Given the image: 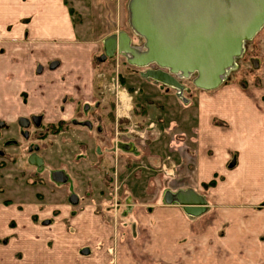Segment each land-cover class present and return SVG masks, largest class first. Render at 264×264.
Wrapping results in <instances>:
<instances>
[{
  "label": "crops",
  "instance_id": "0c3cea01",
  "mask_svg": "<svg viewBox=\"0 0 264 264\" xmlns=\"http://www.w3.org/2000/svg\"><path fill=\"white\" fill-rule=\"evenodd\" d=\"M129 2L0 0V121L97 119L99 37L89 31L115 30L125 8L130 22ZM153 80L155 99L134 94L141 122L158 126ZM178 90L172 128L181 133L170 140L174 178L163 199L142 195L158 187V136L43 137L59 177L17 183L8 173L0 183V264H264V108L242 87L202 89L195 102ZM104 190L123 193L108 201ZM188 190L204 198L202 213L175 198Z\"/></svg>",
  "mask_w": 264,
  "mask_h": 264
},
{
  "label": "rangeland",
  "instance_id": "374dc122",
  "mask_svg": "<svg viewBox=\"0 0 264 264\" xmlns=\"http://www.w3.org/2000/svg\"><path fill=\"white\" fill-rule=\"evenodd\" d=\"M75 16L77 17V15ZM117 16H119L117 20L121 19V21L115 30L98 29L96 31H89L90 34L94 32L99 37L98 49L96 52L97 57L94 64L100 73L96 75L95 78L96 82H99V87H96V95L101 99L103 106H101L95 115L97 119L92 120L95 121L92 128H94L95 123H98L97 121L102 120V129L104 133L107 131L113 132L114 137H141L142 134L143 137L145 133L148 137L147 140L158 136V142L161 144V141H163L162 146L158 143V154L161 155V157L158 156V171H152L151 175L153 180V175L158 174V187H156L157 189H150V193L145 192L144 189L142 190L145 192V194L142 195L147 198H158V200H161L163 199L165 190L171 189V179L174 178L170 171L171 158L168 156L170 155L171 148L170 140L171 137H175L181 133L180 129L172 128V121H174L172 120V112L175 110V105L171 104V102L176 103L177 101V99H175L177 89L158 81V126L157 121H154V124L141 122V117L145 112L143 109L144 106L136 104L138 100H141V94H134V90H138L139 87L141 91L152 92V95H149V97L154 98L153 93L156 95L155 87L148 82L153 80V78L147 77L149 80H145L142 74L149 69H158L161 67L158 66L157 63H150L146 66L135 65L129 62L124 53L119 52L116 53L113 58H107L103 62L100 61L101 55L105 53L104 38L111 32L117 33L119 31H126L131 36L132 45L136 47L143 45L144 39L133 30L129 22V14L126 12V8L125 13H121ZM253 61H255V63H253ZM161 69L169 71L166 68ZM195 76L196 75L193 74L188 77H180L176 74V78L184 86V91L181 96L183 99H188L189 102L191 100L195 102V96L198 92L203 91L194 83ZM160 85L163 86V91L159 89ZM130 87H133L132 90ZM166 87L170 88L169 92L171 91V95H167L166 98L163 99L165 96L162 98V95H164ZM238 87H242L253 95L254 98H257L260 106L264 108V27H261L254 38L244 43L241 54L234 59L232 66L228 69L225 79L220 85V90L225 91L228 88L235 89ZM124 91L129 95L128 97H130V101L132 102L133 106L131 110H129L130 108H125L121 100V93ZM161 101H168V108L164 110V108L159 105ZM178 101L182 102V99L180 98ZM123 108L124 110L122 111ZM125 110L127 114L124 115ZM118 113L120 115L123 114V116H119ZM112 116L115 117V121L113 119L114 122L112 121ZM47 126L42 122L39 126H30L29 130L32 135L31 141L34 144L41 145L43 143V139L40 135L44 133ZM71 129L72 131L69 130L64 134H58L57 136L50 135L48 137H64L65 134L67 135L65 137H97L96 135L98 134L95 133L97 131L92 129L87 130V127L84 126H74L71 127ZM91 131L93 133H91ZM104 133L99 134L101 136ZM25 145L26 138L21 134L20 124L12 123L4 125V122L0 121V183L2 181L7 182L9 180L7 177L9 174L12 176V180L17 181V183L23 181L29 182L36 179V184H38L39 181H42L41 179L47 181L49 177L54 181V178L51 176L54 174L55 170L58 169L59 158L57 152L50 155L51 158H54V160L50 161L49 153L48 155L44 154L45 148L40 146V149L35 154L42 162L36 165L30 162L31 155L24 149ZM48 166H50V173H47V171H49L47 169ZM240 176L245 177V175ZM146 178L148 182L150 180L149 175H146ZM147 182L145 184H147ZM35 188L37 189V187ZM38 189L41 188L38 187ZM104 192L107 193L108 201H111L112 198H119L123 193L122 190H114V195L112 196V192L109 190H104ZM136 192H140V189H136Z\"/></svg>",
  "mask_w": 264,
  "mask_h": 264
},
{
  "label": "water",
  "instance_id": "95a60500",
  "mask_svg": "<svg viewBox=\"0 0 264 264\" xmlns=\"http://www.w3.org/2000/svg\"><path fill=\"white\" fill-rule=\"evenodd\" d=\"M129 13L143 45H132L126 31L113 33L104 39L103 60L124 53L135 65L157 63L169 70L149 69L145 77L183 91L176 74H195L198 88L212 90L223 83L244 43L264 25V0H130ZM30 161L42 162L36 154ZM175 198L190 214L204 211V198L192 190L179 192Z\"/></svg>",
  "mask_w": 264,
  "mask_h": 264
},
{
  "label": "flooded vegetation",
  "instance_id": "af4514ba",
  "mask_svg": "<svg viewBox=\"0 0 264 264\" xmlns=\"http://www.w3.org/2000/svg\"><path fill=\"white\" fill-rule=\"evenodd\" d=\"M264 27V25L262 26ZM258 33V32H257ZM257 35V34H256ZM255 35V36H256ZM104 56V53L101 55V59L102 57ZM253 63H255V61H253ZM259 66V65H258ZM122 100V99H121ZM123 102V101H122ZM131 104V103H130ZM125 107V106H124ZM126 108V107H125ZM42 122V120L39 118V117H31V118H23V119H20L18 124H20L21 126V134L23 135V137L26 138V145H25V150L27 153H29L31 156L32 155H35V153L38 152L39 150V146L37 144H34L32 141H31V133H30V126L31 125H40V123ZM95 121H92L91 119L87 118L85 121H82L80 123H76L74 122V124H67V123H57V124H49L47 127H46V130L44 131V133L42 135H40L41 138L43 137H48L50 135H55L57 136L58 134H64L66 132H68L69 130H71V127H74V126H84V127H87L89 129H92L93 130V123ZM95 130L99 133H103V129L101 126H97L95 128ZM31 162V161H30ZM32 163V162H31ZM33 164V163H32ZM3 165V164H2ZM59 170H55L54 174H52V178H58L59 177V174L57 173ZM54 176V177H53Z\"/></svg>",
  "mask_w": 264,
  "mask_h": 264
},
{
  "label": "bare ground",
  "instance_id": "6f19581e",
  "mask_svg": "<svg viewBox=\"0 0 264 264\" xmlns=\"http://www.w3.org/2000/svg\"><path fill=\"white\" fill-rule=\"evenodd\" d=\"M182 72V71H181ZM183 73V72H182ZM129 95L124 91V92H122L121 93V98H122V101H123V105L126 107V108H130L131 109V107L130 106H132V104H130V97H128ZM129 109V110H130ZM124 110V108L122 109V111ZM127 110V109H126ZM126 110H125V112H124V114H127V112H126ZM123 115V114H122Z\"/></svg>",
  "mask_w": 264,
  "mask_h": 264
},
{
  "label": "trees",
  "instance_id": "16d2710c",
  "mask_svg": "<svg viewBox=\"0 0 264 264\" xmlns=\"http://www.w3.org/2000/svg\"><path fill=\"white\" fill-rule=\"evenodd\" d=\"M71 13H72V14L74 13L73 9H71ZM214 183H215L214 181H211V182L209 183V185H213Z\"/></svg>",
  "mask_w": 264,
  "mask_h": 264
}]
</instances>
